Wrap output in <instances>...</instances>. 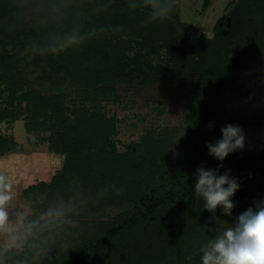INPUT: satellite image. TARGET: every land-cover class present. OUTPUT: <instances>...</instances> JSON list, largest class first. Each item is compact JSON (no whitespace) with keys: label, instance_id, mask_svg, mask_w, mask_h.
<instances>
[{"label":"trees","instance_id":"obj_1","mask_svg":"<svg viewBox=\"0 0 264 264\" xmlns=\"http://www.w3.org/2000/svg\"><path fill=\"white\" fill-rule=\"evenodd\" d=\"M127 5L128 0H0V125L26 113L29 131H54L49 148L66 155L62 174L33 185L30 192L43 196L37 204L41 213L61 200L74 206L60 225L30 239L23 254L9 253L5 264H19L25 257L26 264H168L178 250L192 249L191 242L205 236L214 220L194 193L201 167L239 180L231 198L233 216L240 204L264 200V0H238L223 16L218 34L199 41L210 55L183 124L147 128L124 153L113 139L120 120L109 108L118 96L104 83L118 78L113 70L106 75V66L121 62L112 45L97 51L86 41L58 56L38 51L35 61L45 59L51 87H32L30 56L52 34L80 25L84 33L103 29L119 39L137 34L139 26L143 31L160 25L144 24L145 13ZM53 7L63 19L43 23ZM255 20L262 30L251 29ZM240 36L255 45L235 44ZM227 124L240 126L245 142L221 162L208 154L207 145L221 139ZM2 135L0 129V155L17 147L12 137ZM216 213L223 215L221 208ZM32 244L44 249L38 257ZM192 259L198 264L194 252Z\"/></svg>","mask_w":264,"mask_h":264},{"label":"rangeland","instance_id":"obj_2","mask_svg":"<svg viewBox=\"0 0 264 264\" xmlns=\"http://www.w3.org/2000/svg\"><path fill=\"white\" fill-rule=\"evenodd\" d=\"M237 5L238 0H176L171 19L160 22L159 26H144L143 31L139 26L134 29L137 34L122 35L119 39H113L101 29L92 31L94 29L87 28L85 33H91L87 42L93 44V50H105L112 45L115 60L121 58L120 63L114 64L113 61L106 66V75L113 70L112 76L118 78L104 82L109 87H115L118 96L115 103L109 104V108L120 120L117 132L113 135L119 153H124L132 142L141 140L147 128L183 124L189 111L191 93L195 90L201 72L205 73L204 62L210 55L198 43L208 42V39L217 35L223 16L230 15ZM251 26L254 31L261 29L258 20ZM222 32L227 33V30ZM239 43L243 47L255 45L251 44L250 39L245 41L241 36L235 40V44ZM38 51L39 48L35 47L30 56L28 77L33 82V88L49 91L47 89H50L51 84L46 75L50 69L42 56L40 62L35 61ZM73 51L65 53L71 54ZM4 86L1 84V89L6 93ZM2 105L6 106L5 103ZM261 106L260 137L264 141V101ZM26 121V113L16 119L1 121V132L12 137L17 147L0 155V170L7 172L15 186L11 209L13 215L19 211L31 219L41 213L37 204L43 196L37 198L30 188L43 181L51 183L54 178L61 176L66 155L50 150L53 130L29 131ZM258 200H251L247 205L240 204L235 210V217L231 215L230 219L216 213L215 217L219 220L214 217L205 236L191 242L194 249L185 247L184 250H178L168 264H191L192 252L197 255L198 264H202L200 248L216 232L223 230L227 226L226 222L234 223L242 212L254 207ZM171 215L174 213L171 212Z\"/></svg>","mask_w":264,"mask_h":264},{"label":"clouds","instance_id":"obj_3","mask_svg":"<svg viewBox=\"0 0 264 264\" xmlns=\"http://www.w3.org/2000/svg\"><path fill=\"white\" fill-rule=\"evenodd\" d=\"M127 6L131 10H142L145 13L143 22L147 25L171 19L176 0H128ZM62 19V11L53 7L42 22H59ZM90 34L84 33L80 25H74L67 32L52 34L49 41L39 48V52L42 56H58L82 46ZM220 131L221 139L215 144L209 143L207 148L210 156L223 162L230 153L243 149L245 135L240 126L232 124H227ZM239 188V180L230 177L229 172L219 174L218 169L204 167L196 170L194 193L198 198H202L204 209L212 213L213 217L217 208L222 209L223 215H232L235 204L231 198ZM14 191L15 186L9 175L0 170V264H5L9 253L23 254L30 239L60 225L74 211L71 200H61L50 204L42 213L31 219L19 211L13 215L11 209ZM226 224L223 230L216 232L214 237L200 248L202 264H264V200L256 202L254 207L242 212L234 223ZM31 248L35 250L34 255L37 257L44 251L36 244H32ZM26 261L25 257L19 264H26Z\"/></svg>","mask_w":264,"mask_h":264}]
</instances>
